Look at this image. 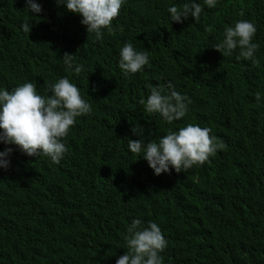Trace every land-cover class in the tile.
<instances>
[{
	"label": "trees",
	"instance_id": "obj_1",
	"mask_svg": "<svg viewBox=\"0 0 264 264\" xmlns=\"http://www.w3.org/2000/svg\"><path fill=\"white\" fill-rule=\"evenodd\" d=\"M37 2L42 12L34 17L25 0H0V87L30 81L45 94L67 77L92 112L68 130L59 164L7 146L0 264H115L134 218L160 227L163 264H264V0H218L198 21L181 23L166 8L188 0H125L99 40L55 0ZM240 19L256 26V65L211 47ZM24 22L29 33L20 29ZM125 42L149 56L128 76L118 67ZM65 53L82 66L79 74L66 70ZM168 81L190 101L171 124L138 103L149 86ZM189 123L210 128L226 147L184 172L158 176L127 148V138L138 139L133 126L145 129L148 142Z\"/></svg>",
	"mask_w": 264,
	"mask_h": 264
},
{
	"label": "clouds",
	"instance_id": "obj_2",
	"mask_svg": "<svg viewBox=\"0 0 264 264\" xmlns=\"http://www.w3.org/2000/svg\"><path fill=\"white\" fill-rule=\"evenodd\" d=\"M217 2L203 0L202 6L197 0H188L181 7L168 6L166 12L171 22L181 23L190 17L198 21L203 8H213ZM55 3L77 14L87 35L93 34L99 40L105 29L112 30V21L118 16L125 0H55ZM25 9L31 16L37 17L42 12V5L37 0H25ZM20 29L29 33L31 25L21 23ZM255 33L253 22L236 20L223 29L222 39L211 47L223 56L236 51V60H250L256 65L259 63L256 58L259 45L253 42ZM63 63L66 70L74 74L82 71V66L75 64L73 54L65 53ZM148 64L147 52L138 51L131 42H125L119 49L118 67L123 75L140 72ZM256 99L260 101L259 94ZM138 103L145 113L157 114L171 124L185 117L190 101L168 81L165 85L149 86L147 97H141ZM91 112V105L67 77L48 84L45 94H40L37 85L30 81L10 91L0 87V143L6 146L0 151V169L7 170L10 166L13 148L8 145L16 146L28 157L44 156L52 164H59L67 152L63 138L78 117L88 116ZM210 132L208 127L189 123L178 130H168L157 140L145 142V129L133 126L131 133L138 139L127 138V148L131 154H141L140 158L147 162L154 175L167 174L170 170L179 173L206 162L211 155L226 147L214 135L210 136ZM126 231V252L116 259L115 264H163L160 253L166 248L167 241L157 223L148 221L145 225L134 218Z\"/></svg>",
	"mask_w": 264,
	"mask_h": 264
}]
</instances>
